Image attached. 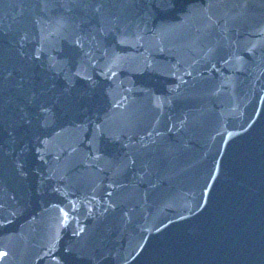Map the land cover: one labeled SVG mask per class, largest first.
<instances>
[{
  "label": "water",
  "instance_id": "water-1",
  "mask_svg": "<svg viewBox=\"0 0 264 264\" xmlns=\"http://www.w3.org/2000/svg\"><path fill=\"white\" fill-rule=\"evenodd\" d=\"M0 264H264V0H0Z\"/></svg>",
  "mask_w": 264,
  "mask_h": 264
}]
</instances>
